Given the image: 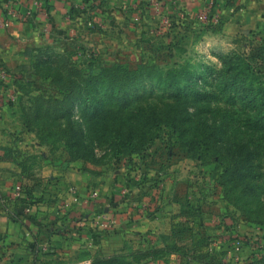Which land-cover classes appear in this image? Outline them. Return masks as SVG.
<instances>
[{"label":"rangeland","instance_id":"obj_1","mask_svg":"<svg viewBox=\"0 0 264 264\" xmlns=\"http://www.w3.org/2000/svg\"><path fill=\"white\" fill-rule=\"evenodd\" d=\"M177 1L161 10L146 0L161 39L153 44L156 58L140 66L155 70L107 61L100 67L88 47L87 57L68 63L48 55L16 83L21 71H10L4 104L25 114L27 133L5 152L21 207L8 213L36 241L49 243L44 256L57 255L55 241L67 240L83 243L67 246L81 255L72 264H195L171 250L203 264H264V130L250 126L256 110L243 93L253 85L249 69L263 51L264 26L224 32L219 23L203 24L210 2L188 17L190 4ZM224 5L216 6L221 21ZM172 9L178 17H170ZM193 19L198 26H182ZM73 173L94 177V187L84 194L62 187ZM18 183L31 196H17ZM117 236L120 242L108 244ZM125 241L153 261L137 254L124 263L88 260L93 243L98 255ZM34 252L32 263L18 264H38Z\"/></svg>","mask_w":264,"mask_h":264},{"label":"crops","instance_id":"obj_2","mask_svg":"<svg viewBox=\"0 0 264 264\" xmlns=\"http://www.w3.org/2000/svg\"><path fill=\"white\" fill-rule=\"evenodd\" d=\"M106 1L105 4L104 0H0V67L9 72L22 70L28 73L31 71L30 69L39 65L40 62L42 63L48 55L66 54L71 59L79 58L80 54L87 57L85 55L87 52L84 54L83 51H86L88 47L93 48L90 51L98 55V66L100 67H105V61H107L113 64L127 65L130 69H137L141 64H145L149 58L151 60L156 58L159 52L153 47V44L161 37L158 38L153 33L151 26L156 23L154 21L155 16L153 14L151 15L153 17L147 16L146 0ZM186 1L190 6L188 5L184 9L186 11V15L185 13L184 15H189L188 17H198L197 13L209 3V0H182L184 3ZM221 1L225 5L222 11V22L219 26L224 29V32L229 29L236 34L241 29L263 30L264 0ZM15 9L17 13H20L18 19L11 18V13ZM28 10L33 11V18L29 19L24 16ZM90 11L98 16L82 17V15H88ZM170 13V17H178L174 9L170 10ZM93 19L100 22L97 24L91 21ZM199 20L201 22L202 19ZM199 20L193 19L192 22H184L185 24L182 22L181 24L184 27L190 24L198 26ZM89 23L94 26L89 25ZM103 24L105 27L102 26ZM203 24L208 25V23ZM173 26V30L177 28L175 24ZM172 37L173 35L169 40ZM132 55H140V61L133 62ZM9 80L7 79L4 84L10 85ZM26 130V116L20 108L18 109L12 104L4 106L0 115V259H2L0 263L8 260L14 261V264L28 261L32 263L34 258L32 254L36 253L34 252L36 248L39 249L37 253H39L38 258L41 260L38 261V264H50L52 261L59 264L79 262L82 260L81 255L68 252L67 246H77L76 243L83 244L82 242L55 241L54 247L56 249L53 250L59 255L44 256V252H48V248L51 247L48 245L49 243L39 242V239L36 241L30 236L29 231L21 228L20 224L13 220L8 213L10 210L14 213L16 208L21 209V207H16L19 202L16 201L18 199L12 192L13 173L11 162L6 158L5 152L23 144L22 138L25 137ZM95 183V178L90 175L73 173L69 179L63 181L62 187L66 184H72L84 194L88 190L87 188L90 190V187L92 185L94 187ZM18 185L21 184L18 183ZM39 215L46 216V213H39ZM88 235L85 242L87 245L90 242ZM117 238L118 236L113 240L108 239V244L112 242L113 245H116L120 242V238ZM100 241L107 249V239L103 236ZM51 245L53 246V244ZM96 245L92 244L91 252L93 253L88 254V260L94 261L97 256L106 259L112 257L119 260L120 263H124L128 262L134 254L144 257L139 252L140 248H137L131 241L122 242V245L114 248L115 251H112V254L103 250V254L97 253L98 255H96L94 249ZM171 256L179 257L185 263H205L203 259L190 258L172 250ZM144 260L153 261L146 257ZM154 260H156L155 263L160 262V260ZM252 261L248 260L245 263ZM221 264L225 263L221 262Z\"/></svg>","mask_w":264,"mask_h":264},{"label":"trees","instance_id":"obj_3","mask_svg":"<svg viewBox=\"0 0 264 264\" xmlns=\"http://www.w3.org/2000/svg\"><path fill=\"white\" fill-rule=\"evenodd\" d=\"M219 2L221 3L222 1L219 0ZM221 22L222 21L220 20L219 24H221ZM208 24H212V23L209 22ZM260 50H263V51L260 54H255L253 56L254 61L249 69V72L251 73V76H252L253 85L248 89V93H246V90H243V93L245 91V97L248 96L247 98L250 99V103L252 107H254V109L256 110L253 113L252 118L250 120V126L255 131L264 130V45L260 46ZM48 58H54L57 63L61 61H65L68 63L69 59H71L67 55H60V54H55ZM46 59L47 57L42 61V64L47 63ZM90 60H91L90 62L94 64L96 63V59L94 60L93 58L92 59L90 58ZM115 69L117 70L119 68H115ZM140 69L141 70L143 69L155 70L154 67L149 68L146 66H139L137 68V70H140ZM107 71L108 70H106L105 72ZM18 74L20 75L19 76L17 75V79L15 78L14 83H16L17 81L19 82L20 79H23L24 77L23 75L21 76V74H25V72L21 70V73H18ZM174 120L176 121L177 117H175ZM30 193L31 192L28 190H26V192L24 191V194L26 196L30 195Z\"/></svg>","mask_w":264,"mask_h":264},{"label":"built area","instance_id":"obj_4","mask_svg":"<svg viewBox=\"0 0 264 264\" xmlns=\"http://www.w3.org/2000/svg\"><path fill=\"white\" fill-rule=\"evenodd\" d=\"M161 1L159 0V1L156 2V0H152L151 6L155 7L154 9H161L162 10V8H163L165 3H166V5H170L172 8H173L174 5L178 4L177 0H169V1L161 0ZM209 2L211 3V6H210L208 14L206 15V17H204V19H205L206 23L211 22V23H217L218 24L220 22V16L218 15L220 13V11H219L220 9H218L216 6L220 5L222 2L220 3L219 0H209ZM19 15H20V13H17V10L15 9L11 13V18H17L18 19ZM24 16L29 18V19L33 18L34 17L33 11L32 10H28L27 12L24 13ZM216 17H218V18H216ZM89 25H93V24L89 23ZM90 53H92V52L90 51ZM91 55L92 54H89V56H91ZM10 76H11V73L9 74L8 71H6V70H4V69H2L0 67V115H1L2 108L5 106V104H4V99L6 98L5 96H7L6 92H5V84L4 83L7 82V79H10ZM16 191H17L16 192L17 196L20 197V195L24 194L23 186L22 185H18L17 188H16ZM83 264H91V263L90 262H85Z\"/></svg>","mask_w":264,"mask_h":264}]
</instances>
